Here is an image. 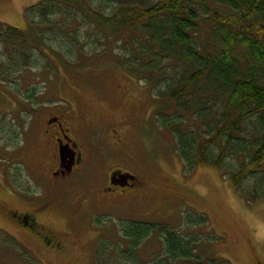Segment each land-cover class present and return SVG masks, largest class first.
Segmentation results:
<instances>
[{
  "label": "rangeland",
  "instance_id": "1",
  "mask_svg": "<svg viewBox=\"0 0 264 264\" xmlns=\"http://www.w3.org/2000/svg\"><path fill=\"white\" fill-rule=\"evenodd\" d=\"M39 1L0 0V21L26 29L25 9ZM106 52L52 75L28 70L15 89L0 82V264H97L103 248L100 264H115L128 249L122 230L131 221L197 237L204 264H264V201L248 203L216 166L188 171L175 136L159 123L173 102L158 99ZM56 117L84 156L67 178L52 174L57 147L45 136ZM117 170L131 184L106 190ZM13 211L33 213L55 245L19 226ZM198 214L208 223L188 226ZM160 233L141 241V261L163 255Z\"/></svg>",
  "mask_w": 264,
  "mask_h": 264
},
{
  "label": "trees",
  "instance_id": "2",
  "mask_svg": "<svg viewBox=\"0 0 264 264\" xmlns=\"http://www.w3.org/2000/svg\"><path fill=\"white\" fill-rule=\"evenodd\" d=\"M25 18L26 29L0 21V82L15 89L28 70L52 75L110 52L154 96L173 102L159 123L188 171L216 166L248 203L264 201V0H40ZM205 223L202 214L188 220ZM160 225L125 223L130 243L115 264H204L197 237ZM154 229L163 255L143 262L137 247Z\"/></svg>",
  "mask_w": 264,
  "mask_h": 264
},
{
  "label": "flooded vegetation",
  "instance_id": "3",
  "mask_svg": "<svg viewBox=\"0 0 264 264\" xmlns=\"http://www.w3.org/2000/svg\"><path fill=\"white\" fill-rule=\"evenodd\" d=\"M48 123L54 126V129L48 128L45 131V136L53 135V142L57 147V154L55 157L54 171L52 174L57 177L63 176L69 177L76 172L77 167L83 162L84 156L81 147L78 142L75 141L72 136L69 135L70 129H68L59 118L49 120ZM105 135V134H103ZM119 172V173H118ZM127 175V174H126ZM129 175V174H128ZM121 180L116 184L115 180ZM127 180L125 174H122L119 170L113 171L109 174V186L106 190H112L116 186H122L125 184H131ZM10 215L17 224L30 231L29 234H33L39 237L46 245H55V235L45 225L40 223L36 216L31 212H10Z\"/></svg>",
  "mask_w": 264,
  "mask_h": 264
}]
</instances>
